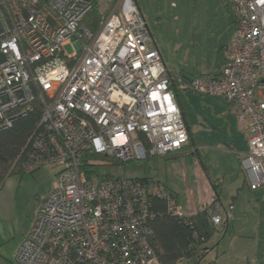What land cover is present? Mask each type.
Wrapping results in <instances>:
<instances>
[{"label":"built area","instance_id":"built-area-1","mask_svg":"<svg viewBox=\"0 0 264 264\" xmlns=\"http://www.w3.org/2000/svg\"><path fill=\"white\" fill-rule=\"evenodd\" d=\"M228 2L236 27L222 74L176 81L234 108L254 191L264 186V0ZM96 4L102 16L92 30L85 21ZM174 81L136 0H0V132L38 111L23 170H58L15 264H160L150 224L158 201L183 215L175 195L154 180L89 179L83 160L87 152L120 161L182 152L189 133ZM220 209L216 200L202 208L216 228L234 206L225 217Z\"/></svg>","mask_w":264,"mask_h":264},{"label":"rangeland","instance_id":"rangeland-1","mask_svg":"<svg viewBox=\"0 0 264 264\" xmlns=\"http://www.w3.org/2000/svg\"><path fill=\"white\" fill-rule=\"evenodd\" d=\"M137 1L155 43L175 77L182 73L187 76L214 71L221 58L218 44L232 16L222 0ZM65 50L69 55L74 53L73 45H68ZM177 96L191 129V143L198 149V155L213 180L222 185L220 215L225 217V209L234 206L229 222L217 227L218 231L209 244L211 253L199 264H257L258 260L259 264H264V186L252 191L249 184L244 185L240 162L235 152L229 149L232 141L239 149L247 151L245 142H238L241 124L223 98L201 95L183 85H178ZM187 155L184 158L152 156L133 159L117 166L97 167L95 174L101 180L104 176L128 180L160 179L177 184L183 191L182 169L185 167L189 173L193 167L192 158L196 156ZM57 173V168L44 166L34 174H13L7 179L5 207L0 216V264H15L13 257L18 245L14 234L24 224H30L33 217L35 219L39 201L56 185ZM237 194V200L233 201ZM245 212L247 217L243 216ZM240 233H247L251 238L241 240Z\"/></svg>","mask_w":264,"mask_h":264},{"label":"trees","instance_id":"trees-1","mask_svg":"<svg viewBox=\"0 0 264 264\" xmlns=\"http://www.w3.org/2000/svg\"><path fill=\"white\" fill-rule=\"evenodd\" d=\"M107 13L108 11L104 15ZM101 16L100 8L96 4L85 24L94 30ZM182 78L189 80L184 76ZM39 119L40 113L36 111L26 118L17 120L13 128L0 132V190L13 174L23 175L25 173L22 167L23 151ZM190 141L189 134V143ZM195 155L198 156V152H195ZM124 162L114 156L87 152L83 160V170L89 179H92V177L98 179L95 174L97 167L104 165L117 166ZM119 178L122 177L104 176L102 180H98H115ZM136 180L149 181L151 179ZM215 183L212 182L216 194L214 200L220 202V185ZM155 208L159 215L150 224L153 232L151 244L160 264H179L195 258L198 259V262L201 261L210 250L209 243L217 233V228L213 226L207 213L201 210L198 214L190 217L184 215L174 216L168 213L165 203L162 201L156 202Z\"/></svg>","mask_w":264,"mask_h":264},{"label":"crops","instance_id":"crops-1","mask_svg":"<svg viewBox=\"0 0 264 264\" xmlns=\"http://www.w3.org/2000/svg\"><path fill=\"white\" fill-rule=\"evenodd\" d=\"M222 1H223V5L226 8V10L232 16H231V20L229 21V26L226 29L227 31L224 34L223 38L220 40L219 44H218V46L221 47V58H219L220 60L216 63V66L214 68V71H212L211 73L210 72L199 73L198 75L194 73L193 75H187V76L186 75H183V73H182L178 77H175L172 74V72L170 71V69L168 68V66H167V64H166V62H165V60H164V58H163V56L161 54V56H162V58H163V60H164V62L166 64V66H167V70H168L169 74L175 80L173 82V90L176 92L177 103H178V105H179V107H180V109L182 111L183 116H184V120H185L187 129H188L189 134H190V140L192 139L191 129H190V127H189V125H188V123L186 121V115L184 113L183 105H182L181 101L178 99V96H177L178 82L176 80L178 78H182L183 76L186 79H189L190 80V79H193V78H196V77H200V76H205V75L220 76L222 74L223 66L225 64V53H226V49L229 46V44H230V42H231V40L233 38L234 31H235V27H236V18H235L234 14H233V12L231 10V7L229 5L228 0H222ZM137 3H138V1H137ZM138 5H139V3H138ZM142 14H143V12H142ZM150 35H151V37H152V39H153V41L155 43V40H154V37L151 34V31H150ZM155 45L157 46L156 43H155ZM229 106H230V109L233 112V114L236 115L234 108L230 104H229ZM239 132H240V135H241L240 137L241 138H240V140H238V142L240 141L239 144H243L245 142L244 145H245L247 151H244V150L239 149L238 145H235V143H233L232 141H231L232 143L230 142L229 149L235 152V155L237 156V158H238V160L240 162L241 170H242V172H244L243 171V168H242V165H241V158H242V156L244 154L248 153V151H249V147H248L247 140H246V135H245V126L244 125L241 124V128H239ZM195 152H198V149L190 141L189 145L182 152L177 153L176 155L171 156V158L178 157V156H180L181 158H184V156L185 157H188L187 154H192L194 156L195 155ZM192 166L193 167L191 168V170H190L189 173H188V171H187V169L185 167L182 169L183 170L182 171V173H183V179H184V184H185V188H184L183 191H181L178 188V185L175 184V183L169 184L168 181H165L164 182V181H162L160 179H152L151 178V180H154V181H158V182L163 183L176 196L177 202H178V206L181 208L183 215L184 216H187V217L194 216V215L198 214L199 212H201V210H202V208L204 206L210 204L214 200L216 194H215V190L213 189L212 182H216L215 184L220 185V188H219V190H220L219 198L221 197V191H222V185L219 183L218 180L217 181H214L213 180V178L211 177L210 173L208 172V169H206V167H205L204 163L202 162V160L200 159V157L194 156L192 158ZM244 177H245L244 185L245 184H249L245 173H244ZM5 185L6 184H4V186L0 190V216L3 215V209L5 207L4 206V203H3L4 196L6 195L5 194V190H4ZM54 187L52 186L51 191L54 189ZM254 191H257V190H254ZM46 197H44L43 199H41L39 201V207L41 206L42 202L44 201V199ZM237 198H238V194L233 197V201L237 200ZM182 199H183V201H182ZM243 216L244 217H247L248 216V213L245 212V214ZM32 220L34 221V217L32 218ZM32 220L30 221V224H29V222L26 223V224H24L22 226V228L20 229V231H18V232H16L14 234L15 237H16V245H18V247L21 244V242L23 241L25 235L30 230V228H31L30 226L33 223ZM244 225H247V224L244 223ZM217 231H218V229H217ZM250 236L251 235H249L247 233H240L238 237L241 240H243V239L251 238ZM213 239L211 240V242L213 241ZM210 253L211 252L209 250L207 252V254H210ZM245 253H248V252H245ZM194 260L196 262H198V259L197 258H195ZM246 260L248 262V259H246ZM191 261H193V260H191ZM259 262L260 261L258 260L257 264H259ZM199 263H200V261L198 262V264ZM248 264H250V263L248 262Z\"/></svg>","mask_w":264,"mask_h":264}]
</instances>
